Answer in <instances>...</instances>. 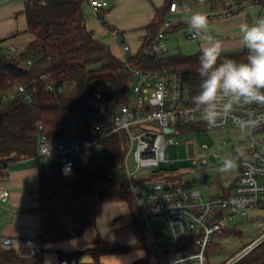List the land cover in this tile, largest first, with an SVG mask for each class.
Masks as SVG:
<instances>
[{"label":"trees","instance_id":"obj_1","mask_svg":"<svg viewBox=\"0 0 264 264\" xmlns=\"http://www.w3.org/2000/svg\"><path fill=\"white\" fill-rule=\"evenodd\" d=\"M173 1L166 0L163 8H156L159 18L145 28L147 37L136 60H144V50L159 33L161 23L170 14ZM87 3L88 0H26L28 33L33 40L25 54L19 57L0 54V93L18 85H29L31 93L26 101L17 100L7 104L0 117L2 181L13 163L37 158L39 125L43 126L50 141L60 143L68 138L69 119L75 118L80 127V138L95 140L85 121L87 117L102 118L92 107L96 94H102L112 111L127 103L132 76L109 46L89 30L85 14ZM99 21L106 29H111L103 15L99 16ZM183 25L185 23L180 22L178 26ZM199 55L157 57L155 62L148 60L146 64L158 70H178L189 86L192 98L199 91ZM229 57L244 60L246 50ZM29 58L33 65L26 67ZM44 74L49 76V82L41 79ZM126 144L125 135L103 140V151L99 148L85 151L75 161L74 174L68 177L61 174L60 165L55 159H52L50 166H40L36 208L40 217V233L34 241L42 245L43 252L52 244L79 238L87 229L95 227L99 204L123 202L131 211L138 245H119L101 254L91 249L88 253L93 252L99 262L103 254L137 249L143 251L144 256L134 264H159L157 255L150 248L127 179L121 172ZM225 234L241 236L236 229H228L218 237ZM212 247L215 246L212 244L210 249ZM80 254L82 252L74 255ZM60 257L71 258L72 255L60 252ZM1 258V264H45L44 258H23L13 250L3 252ZM236 264H264V242Z\"/></svg>","mask_w":264,"mask_h":264},{"label":"built area","instance_id":"obj_2","mask_svg":"<svg viewBox=\"0 0 264 264\" xmlns=\"http://www.w3.org/2000/svg\"><path fill=\"white\" fill-rule=\"evenodd\" d=\"M183 1L193 6L208 5L206 15L210 24L217 20L231 19L249 9L264 8V0ZM90 6L99 12L108 9L110 1L90 0ZM189 10L185 4L178 2H172L170 6L172 15ZM180 22L164 21L151 45L144 50L143 61L136 60L138 54L132 53L130 45L123 40L118 30L108 29L120 45L121 61L126 72L132 76V96L128 95L127 103L112 111L102 94H96L92 107L102 118L87 117L85 121V126L95 135V140L80 138V127L75 118L69 119L68 138L60 143L50 141L43 126L39 125L37 157L57 160L61 174L68 177L74 174L75 161L85 151L103 148V140L125 135L127 144L121 172L127 179L129 190L140 211L150 248L157 255L159 264H208V253L218 234L230 229L237 218L248 219L251 213L264 210V126L248 130L246 153L243 158H239L238 175L232 186L207 200L200 192L182 185L167 187L165 178L157 175L165 165L173 163L166 159L165 152L169 145H177L170 136L179 130L215 132L239 129L231 119L215 128H209L202 119L200 109L193 103L190 88L183 81L180 72L147 66L148 60L155 62L157 57H169L166 55L168 35ZM191 37L198 38L194 33ZM5 52L7 56L15 58L25 54L26 48H5L0 44V54L6 55ZM25 64L26 67H31L33 61L29 58ZM41 79L49 82L47 74L42 75ZM29 88V85H18L1 92L0 117L7 104L30 99ZM252 111H264V106L239 105L234 115L246 117ZM166 129H174V132L166 133ZM193 162L206 165L209 154L198 156ZM10 197L9 189L0 185V207ZM252 222L259 228L264 226V218L259 215L253 217ZM263 242L264 233L226 264H236ZM27 245L32 254L41 250V246L35 242ZM19 247L21 245L18 246L0 233V264L4 251L19 250ZM76 263L77 260L73 257L59 262Z\"/></svg>","mask_w":264,"mask_h":264},{"label":"rangeland","instance_id":"obj_3","mask_svg":"<svg viewBox=\"0 0 264 264\" xmlns=\"http://www.w3.org/2000/svg\"><path fill=\"white\" fill-rule=\"evenodd\" d=\"M174 1L179 4H185L190 8V10L178 15L169 14L166 17V20L168 21H181L185 23L183 26L175 27L168 35L167 56L173 57L182 55L183 57H193L199 55L201 54V50L207 46V41L209 39L219 41L221 43L222 56L238 55L245 51L244 47L240 43L239 36L221 35L214 32L213 24L217 21L211 23L207 32L201 33L198 38L193 39L191 37L193 31L190 29L187 22L188 17L196 11L206 14V12L209 11V7L208 5L193 6L183 0ZM115 2L116 0H111L110 7L107 10L111 9L115 5ZM258 13V9L251 10L250 14L252 15V21L258 18ZM239 15L242 16L241 14ZM93 17L96 19L94 14ZM158 18L159 15L156 14V21ZM238 20H240V18L235 21ZM163 23L164 21L161 23L159 29H161ZM231 23L232 20L230 19L222 22L224 26H228ZM210 32L213 33L211 34ZM110 37L114 38L111 35ZM129 96H132L131 90H129ZM170 137L174 139L177 145H169L166 149L165 155L166 159L173 163L165 165V168L159 170L157 175L165 178L166 186L168 185L167 187L182 185L188 189L200 192L202 197L207 200L211 196L221 193L224 189H229L235 182L238 175L239 158H243L246 153L247 148L245 143L249 137V132H242L239 129H228L215 132L203 130H179ZM204 154H209L208 164H195L193 162V159ZM225 158L235 160L236 167L234 170L228 172L220 171L222 162ZM44 162L47 166L53 164L52 159H44ZM16 163L17 162L13 164ZM18 166L19 165H16V167ZM13 167H15V165ZM258 215L264 218V210L251 213L248 219L237 218L234 221V225L230 226V229H235L234 227H236V230L241 236L236 237L232 235L230 236L229 234H225L223 237L216 236L213 242L215 247H212L208 253V264H226L230 262L254 240L259 238L264 233V226L259 228L252 222L253 217ZM119 228L115 230V228H112L110 224L105 223L100 229V234L103 236L104 242L99 240L91 249L96 250L99 254H101L107 249L119 245L125 247H135L138 245L135 243V237L132 232L119 230ZM35 243L41 246V250L37 254H32V250L27 244L21 246L19 250L13 251L23 258H33L34 260L44 258L45 261L48 259L50 260L51 252H43L42 245L38 242ZM143 256V251L133 249L124 253L103 254L100 257L99 262H97L93 252H89L86 256L87 262L83 264H134V261L142 258Z\"/></svg>","mask_w":264,"mask_h":264},{"label":"crops","instance_id":"obj_4","mask_svg":"<svg viewBox=\"0 0 264 264\" xmlns=\"http://www.w3.org/2000/svg\"><path fill=\"white\" fill-rule=\"evenodd\" d=\"M165 3L166 0H116L111 9L96 12L88 0L85 5L87 26L121 60L120 45L110 37L112 36L110 29L102 25L99 16H104L109 28L118 30L122 34L123 40L130 45L132 53L136 55L147 37L145 28L156 21V8H163ZM25 9L26 0H0V44L5 48L16 46L20 49H27L32 42L33 37L28 33ZM254 9L259 10L258 17L264 16V8ZM254 9H249L246 14L242 13V16L237 15L240 18L238 21H235L238 19L237 16L231 18L232 23L228 26L222 24L225 20L214 21V32L221 35L239 36V25L243 22H252L250 12ZM44 159L37 157L18 161L19 164H12L9 167L7 177L3 181L0 180V185L9 189L11 193L10 200L0 207V233L16 242L18 246L35 242V238L40 233V217L36 208L39 193V168L46 165ZM16 165L19 166L16 167ZM105 223L110 224L115 230L120 226L119 230L132 232L135 243H138L128 205L123 202L101 203L97 208L96 226L87 229L79 238L50 245L47 248V252H51L50 260L45 261L44 259L45 264H59L65 259V257H60V252L71 254L77 260L76 264L86 263L88 250L94 247L99 240L104 242L100 229ZM78 252L82 254L74 255Z\"/></svg>","mask_w":264,"mask_h":264},{"label":"clouds","instance_id":"obj_5","mask_svg":"<svg viewBox=\"0 0 264 264\" xmlns=\"http://www.w3.org/2000/svg\"><path fill=\"white\" fill-rule=\"evenodd\" d=\"M187 22L196 36L209 30V18L202 12L192 13ZM238 32L246 59L222 56L221 43L211 39L198 57L199 91L192 100L209 128L229 119L242 132L264 126V111L234 115L239 105L264 106V16L241 23ZM235 167L234 159L225 158L220 171Z\"/></svg>","mask_w":264,"mask_h":264},{"label":"water","instance_id":"obj_6","mask_svg":"<svg viewBox=\"0 0 264 264\" xmlns=\"http://www.w3.org/2000/svg\"><path fill=\"white\" fill-rule=\"evenodd\" d=\"M165 132L166 133H172V132H174V129H166ZM99 150L103 151V148H100Z\"/></svg>","mask_w":264,"mask_h":264}]
</instances>
